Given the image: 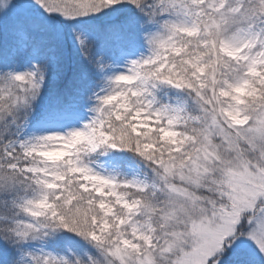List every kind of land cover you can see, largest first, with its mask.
Listing matches in <instances>:
<instances>
[{
    "label": "snow or ice",
    "instance_id": "1",
    "mask_svg": "<svg viewBox=\"0 0 264 264\" xmlns=\"http://www.w3.org/2000/svg\"><path fill=\"white\" fill-rule=\"evenodd\" d=\"M0 264H264V0H0Z\"/></svg>",
    "mask_w": 264,
    "mask_h": 264
}]
</instances>
